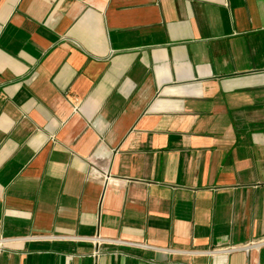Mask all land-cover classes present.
Masks as SVG:
<instances>
[{
	"label": "crops",
	"instance_id": "crops-1",
	"mask_svg": "<svg viewBox=\"0 0 264 264\" xmlns=\"http://www.w3.org/2000/svg\"><path fill=\"white\" fill-rule=\"evenodd\" d=\"M264 0H0V264H264Z\"/></svg>",
	"mask_w": 264,
	"mask_h": 264
},
{
	"label": "built area",
	"instance_id": "built-area-1",
	"mask_svg": "<svg viewBox=\"0 0 264 264\" xmlns=\"http://www.w3.org/2000/svg\"><path fill=\"white\" fill-rule=\"evenodd\" d=\"M262 246H264V240H260L258 242H252L244 246H230L227 248H220V249L213 250V252L218 251V250H223L226 252H233L235 250H245L248 253L250 250L255 249V248H260Z\"/></svg>",
	"mask_w": 264,
	"mask_h": 264
}]
</instances>
